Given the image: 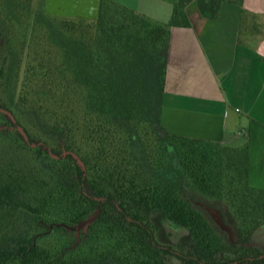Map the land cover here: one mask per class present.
<instances>
[{
  "label": "trees",
  "instance_id": "16d2710c",
  "mask_svg": "<svg viewBox=\"0 0 264 264\" xmlns=\"http://www.w3.org/2000/svg\"><path fill=\"white\" fill-rule=\"evenodd\" d=\"M32 1L0 0V108L15 119L0 109V264H264L247 144L162 123L170 27L189 24L192 0L165 23L101 0L95 18L29 28ZM197 1L209 16L242 2ZM87 217L81 241L71 228Z\"/></svg>",
  "mask_w": 264,
  "mask_h": 264
},
{
  "label": "crops",
  "instance_id": "0c3cea01",
  "mask_svg": "<svg viewBox=\"0 0 264 264\" xmlns=\"http://www.w3.org/2000/svg\"><path fill=\"white\" fill-rule=\"evenodd\" d=\"M165 23L176 0H113ZM101 0H33L48 12L99 9ZM170 27L161 119L171 132L248 147L249 182L264 188V0H197Z\"/></svg>",
  "mask_w": 264,
  "mask_h": 264
},
{
  "label": "rangeland",
  "instance_id": "374dc122",
  "mask_svg": "<svg viewBox=\"0 0 264 264\" xmlns=\"http://www.w3.org/2000/svg\"><path fill=\"white\" fill-rule=\"evenodd\" d=\"M44 7L45 6L43 5V3H40V4L38 3V5L35 6L33 1H32L31 12H30V15L27 19L28 24H29V28H31V25H32L33 20H34V16H37L40 19L41 18L49 19L51 17H56L58 19L70 18V19H75L77 21H85V20L90 19V18H95L99 12V9L95 10V11H89V10L53 11V10H51L50 12H48L46 10V8H44ZM99 8H100V6H99ZM14 19H16V18H14ZM21 20H22V17L16 19V24H19V21H21ZM6 24H7L6 20L3 19L2 17H0V28L7 32L8 29L6 28ZM194 195H195L194 197L196 199L208 202L207 204L211 205L210 211H211L212 215L216 219L223 220L222 219V211H223L222 204L218 200L211 198V197L204 198L203 196H201V194H198V193H196ZM89 219H90V217L82 219L77 225H75L71 228L73 230L74 234L76 235V237L81 241L83 240V238L86 234V231H87L86 226H87ZM221 223H222V226L226 229L228 235H232L231 230L227 226V224L224 221ZM169 231H171V230H169ZM182 235H183V232L181 230L174 231L169 240L171 242H174L175 239L177 240L179 238V236H182ZM256 237H257L256 241H258V242L263 241L264 242V229H260L256 233Z\"/></svg>",
  "mask_w": 264,
  "mask_h": 264
},
{
  "label": "water",
  "instance_id": "95a60500",
  "mask_svg": "<svg viewBox=\"0 0 264 264\" xmlns=\"http://www.w3.org/2000/svg\"><path fill=\"white\" fill-rule=\"evenodd\" d=\"M2 111L4 112H7L13 119H14V116L13 114L7 110V109H3V108H0ZM15 120V119H14ZM19 129L21 130L22 134L25 136V138H27V135H26V132L24 131L23 127L22 126H19Z\"/></svg>",
  "mask_w": 264,
  "mask_h": 264
}]
</instances>
